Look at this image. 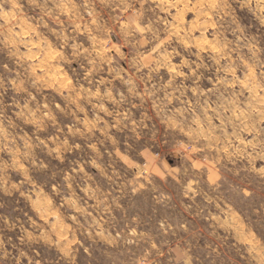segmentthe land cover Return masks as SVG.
Instances as JSON below:
<instances>
[{"label":"rangeland","instance_id":"rangeland-1","mask_svg":"<svg viewBox=\"0 0 264 264\" xmlns=\"http://www.w3.org/2000/svg\"><path fill=\"white\" fill-rule=\"evenodd\" d=\"M0 264H264V0H0Z\"/></svg>","mask_w":264,"mask_h":264}]
</instances>
